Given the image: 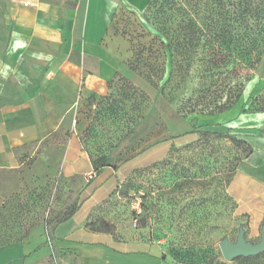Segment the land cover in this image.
<instances>
[{
	"label": "rangeland",
	"instance_id": "rangeland-1",
	"mask_svg": "<svg viewBox=\"0 0 264 264\" xmlns=\"http://www.w3.org/2000/svg\"><path fill=\"white\" fill-rule=\"evenodd\" d=\"M148 5L114 18L117 33L137 50L156 33L145 20ZM133 45L130 74L81 99L80 150L91 163L105 156L106 165L88 169L81 159L82 173L67 175L61 164L43 172L38 152L26 148L31 177L0 209V247L25 240L38 226L49 239L47 228L87 201L88 227L118 241L154 244L153 252L165 255L161 264H236L224 258L220 241H235L243 226L246 238L258 242L264 226V56L255 67L197 61L172 67L156 51L138 60ZM228 97L230 107L216 111ZM230 128L252 145L251 155L246 144L211 133ZM34 264L83 263L75 250L50 247Z\"/></svg>",
	"mask_w": 264,
	"mask_h": 264
},
{
	"label": "crops",
	"instance_id": "crops-1",
	"mask_svg": "<svg viewBox=\"0 0 264 264\" xmlns=\"http://www.w3.org/2000/svg\"><path fill=\"white\" fill-rule=\"evenodd\" d=\"M150 1L0 0V209L31 177L26 148L38 152L43 172L61 164L67 175L82 173L81 159L94 168L80 150L81 99L130 74L132 45L114 18L121 9L140 14ZM87 206L54 227L56 249L77 251L83 264H161L154 244L90 229ZM46 240L44 227L34 228L0 247V264L39 262L50 253Z\"/></svg>",
	"mask_w": 264,
	"mask_h": 264
},
{
	"label": "trees",
	"instance_id": "trees-1",
	"mask_svg": "<svg viewBox=\"0 0 264 264\" xmlns=\"http://www.w3.org/2000/svg\"><path fill=\"white\" fill-rule=\"evenodd\" d=\"M147 11L149 13L145 20L154 26L156 33L150 45H144L140 50L133 45L132 38L129 40L138 60L143 58L145 51H156L158 57L167 56L172 67L174 64L185 67L187 63L191 65L196 61L210 67L226 66L229 62L255 67L264 56V0H151ZM156 43L158 46L154 48ZM162 72L163 69L157 70V75L161 76ZM174 75L175 68L170 70L168 79ZM240 95L239 89L236 99ZM232 100V97H228L227 102L216 105L214 109L222 112L230 107ZM232 129L211 133L228 138L236 145L246 144L247 156L251 155L252 145L239 138ZM202 133L207 135L210 132ZM105 159V156L93 159V167L98 169L106 165ZM77 209L74 207L59 223L72 217ZM53 230L47 228L49 239L44 245H50L55 250L53 243H49ZM162 259H165V255ZM235 260H238L236 264H264V252L238 256Z\"/></svg>",
	"mask_w": 264,
	"mask_h": 264
},
{
	"label": "water",
	"instance_id": "water-1",
	"mask_svg": "<svg viewBox=\"0 0 264 264\" xmlns=\"http://www.w3.org/2000/svg\"><path fill=\"white\" fill-rule=\"evenodd\" d=\"M220 248L226 260L232 261L238 256H252L264 252V226L261 230V239L258 242H252L245 236V229L240 226L237 238L231 241L224 237L220 241Z\"/></svg>",
	"mask_w": 264,
	"mask_h": 264
},
{
	"label": "built area",
	"instance_id": "built-area-1",
	"mask_svg": "<svg viewBox=\"0 0 264 264\" xmlns=\"http://www.w3.org/2000/svg\"><path fill=\"white\" fill-rule=\"evenodd\" d=\"M28 3H29V2H26L25 4H28ZM93 175H94V170L88 172V174H87V178H88V179H89V178H92ZM135 221L137 222V219H136Z\"/></svg>",
	"mask_w": 264,
	"mask_h": 264
},
{
	"label": "clouds",
	"instance_id": "clouds-1",
	"mask_svg": "<svg viewBox=\"0 0 264 264\" xmlns=\"http://www.w3.org/2000/svg\"><path fill=\"white\" fill-rule=\"evenodd\" d=\"M11 51H16V44L15 43H13V45H12V47H11ZM48 59H51V57H48ZM5 69H7V66H5ZM7 73H6V71H5V75H6Z\"/></svg>",
	"mask_w": 264,
	"mask_h": 264
}]
</instances>
